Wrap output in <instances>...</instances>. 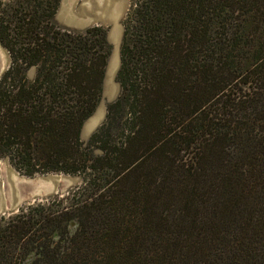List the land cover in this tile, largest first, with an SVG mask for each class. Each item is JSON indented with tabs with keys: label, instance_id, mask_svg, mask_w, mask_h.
I'll list each match as a JSON object with an SVG mask.
<instances>
[{
	"label": "trees",
	"instance_id": "1",
	"mask_svg": "<svg viewBox=\"0 0 264 264\" xmlns=\"http://www.w3.org/2000/svg\"><path fill=\"white\" fill-rule=\"evenodd\" d=\"M58 4L0 0V153L84 179L0 215V264H264V0H132L88 141L107 28Z\"/></svg>",
	"mask_w": 264,
	"mask_h": 264
},
{
	"label": "rangeland",
	"instance_id": "2",
	"mask_svg": "<svg viewBox=\"0 0 264 264\" xmlns=\"http://www.w3.org/2000/svg\"><path fill=\"white\" fill-rule=\"evenodd\" d=\"M64 0H59L55 22L63 27L73 30H85L94 25H102L107 28V39L109 43V54L102 82V93L100 100L85 120L90 124L87 133L81 132L84 141H88L91 135L106 120L108 108L121 93V83L118 73L122 65V47L125 38V20L131 8L132 0H70L68 8L78 19H92L86 26L76 23H68L59 18V12L64 9ZM97 4H99L97 6ZM110 8L107 10V8ZM102 8V9H101ZM98 9V10H97ZM101 9V10H100ZM113 16L111 17L110 15ZM98 15L100 17H98ZM117 38V39H116ZM12 57L9 49L0 43V78L9 68ZM35 68L31 71L34 75ZM81 173H70L64 171L37 172L29 175L18 169L8 155L0 153V192L8 202H12L14 194L18 197V205L8 209L5 213L10 214L17 211L22 205L39 200H46L55 194H67L77 185L83 182ZM32 258L26 259L25 264H31Z\"/></svg>",
	"mask_w": 264,
	"mask_h": 264
},
{
	"label": "water",
	"instance_id": "3",
	"mask_svg": "<svg viewBox=\"0 0 264 264\" xmlns=\"http://www.w3.org/2000/svg\"><path fill=\"white\" fill-rule=\"evenodd\" d=\"M70 0H64L65 4H64V9H62L59 12V18L62 19L63 21H66L68 23H76L79 25H88L90 23V21H92V19L87 18V19H78L74 14H72L70 12V9L68 8V4H69ZM110 8L108 7L107 10H109ZM111 17L114 16L113 14L110 15ZM115 18V16L113 17ZM90 128V124L88 121H85L82 127V133L85 134L87 133L88 129ZM18 197L16 194H14L13 196V200L12 202H8V200H6L4 193L0 192V213H5L8 209L10 208H15L18 205Z\"/></svg>",
	"mask_w": 264,
	"mask_h": 264
},
{
	"label": "bare ground",
	"instance_id": "4",
	"mask_svg": "<svg viewBox=\"0 0 264 264\" xmlns=\"http://www.w3.org/2000/svg\"><path fill=\"white\" fill-rule=\"evenodd\" d=\"M98 5H99V4H97V6H98ZM98 7H99V6H98ZM101 9H102V8H101ZM101 9H100V10H101ZM97 10H98V9H97ZM110 12H112V14H114L113 11H110ZM98 17H100V16L98 15ZM113 17H114V16H113ZM87 18H88V16H87ZM87 18H86V19H87ZM116 39H117V38H116Z\"/></svg>",
	"mask_w": 264,
	"mask_h": 264
}]
</instances>
